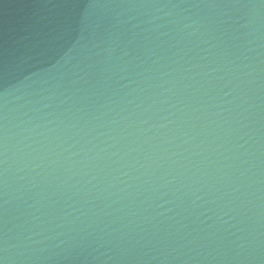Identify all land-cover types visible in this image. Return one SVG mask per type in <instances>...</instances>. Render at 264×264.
<instances>
[{"label": "water", "instance_id": "obj_1", "mask_svg": "<svg viewBox=\"0 0 264 264\" xmlns=\"http://www.w3.org/2000/svg\"><path fill=\"white\" fill-rule=\"evenodd\" d=\"M0 264H264V0H0Z\"/></svg>", "mask_w": 264, "mask_h": 264}]
</instances>
